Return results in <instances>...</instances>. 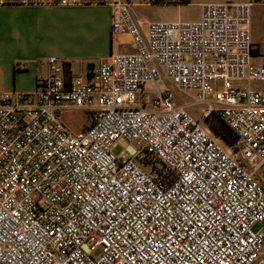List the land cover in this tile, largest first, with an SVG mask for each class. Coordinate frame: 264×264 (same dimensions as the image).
I'll return each instance as SVG.
<instances>
[{"label":"built area","instance_id":"built-area-1","mask_svg":"<svg viewBox=\"0 0 264 264\" xmlns=\"http://www.w3.org/2000/svg\"><path fill=\"white\" fill-rule=\"evenodd\" d=\"M112 5V32L133 52L87 78L52 57L33 94L0 92V264H264L253 4L205 3L200 19L154 21L146 34L129 0ZM174 87L232 129L231 151ZM64 111L88 113L90 126L72 130Z\"/></svg>","mask_w":264,"mask_h":264},{"label":"crops","instance_id":"crops-1","mask_svg":"<svg viewBox=\"0 0 264 264\" xmlns=\"http://www.w3.org/2000/svg\"><path fill=\"white\" fill-rule=\"evenodd\" d=\"M0 1V92L33 94L39 78L49 75L48 59L52 57L65 67L66 77L87 78L112 54L134 51L129 35L112 32L113 0H82L75 6L62 5V0ZM129 1L135 20L146 34L154 21L148 19L144 9L156 4ZM226 2L264 8V0H168L160 4L182 7L192 3L202 10L205 3ZM253 44L255 56L261 55L260 44L254 40ZM87 119L83 129L91 124L88 113Z\"/></svg>","mask_w":264,"mask_h":264},{"label":"rangeland","instance_id":"rangeland-1","mask_svg":"<svg viewBox=\"0 0 264 264\" xmlns=\"http://www.w3.org/2000/svg\"><path fill=\"white\" fill-rule=\"evenodd\" d=\"M181 2L182 0H176ZM193 2V1H191ZM147 12V17L150 20L153 21H165L169 19H181L186 21H193L200 18V11L201 9L194 5L189 4L182 7L178 6H172L167 4H156V5H150L148 8L144 9ZM251 35L252 39L254 41H257L261 48H262V54L257 55L254 57L255 63H262L264 62V8H261L259 6H255L251 8ZM241 87H246L247 84H240ZM253 88H260L262 85L260 83L254 82L252 83ZM176 101L182 104H186L189 106V110L192 113V115L197 118L202 126L207 129L212 135H214L218 140L225 145L230 151L231 147H229L223 139H221L210 127L209 123L207 122V119H205L203 110V105H193L190 100L187 98L185 94H182L176 87L173 88ZM152 95L148 97V100L150 101L152 99ZM63 120L70 125L72 130L78 131L83 129V127L87 124V113L83 111H69L63 114ZM129 148V144L120 141L113 147V153L117 156L125 154L126 151ZM264 172V169H263ZM259 226H257L254 231L259 230Z\"/></svg>","mask_w":264,"mask_h":264},{"label":"trees","instance_id":"trees-1","mask_svg":"<svg viewBox=\"0 0 264 264\" xmlns=\"http://www.w3.org/2000/svg\"><path fill=\"white\" fill-rule=\"evenodd\" d=\"M168 2V0H167ZM181 2L188 3L189 0H182ZM160 4V3H156ZM256 54V51H254V56ZM207 122L209 123L210 127L213 129V131L221 138L223 141L231 148H233L237 141L238 137L237 135L230 129V127L218 116L213 115L212 117L207 119Z\"/></svg>","mask_w":264,"mask_h":264}]
</instances>
